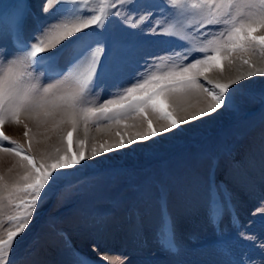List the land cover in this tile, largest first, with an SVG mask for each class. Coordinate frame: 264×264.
Masks as SVG:
<instances>
[{"label":"snow or ice","instance_id":"snow-or-ice-1","mask_svg":"<svg viewBox=\"0 0 264 264\" xmlns=\"http://www.w3.org/2000/svg\"><path fill=\"white\" fill-rule=\"evenodd\" d=\"M11 7L0 24V42L15 49L9 57L0 44V155L13 157L20 171L11 179L0 175V264H13L17 237L28 229L48 189L69 170L231 108L234 86L264 77V0H160L150 6L139 0H44L42 13L51 19L42 27L29 0ZM29 18L40 29L31 41L25 35ZM117 21L140 35L170 39L150 41L158 51L149 53L135 82L100 102L112 50L124 44L123 36L109 29ZM101 121L109 130L116 126V139L89 138L90 126L99 131ZM7 124L23 125L27 147L5 134ZM221 192L210 174V222L234 207ZM257 214H264V205ZM233 223L239 227L238 216ZM156 235L161 247L176 251L166 194L159 200ZM240 235L256 241L254 235ZM103 259L123 264L116 257ZM235 264L253 260L241 256Z\"/></svg>","mask_w":264,"mask_h":264},{"label":"rangeland","instance_id":"rangeland-1","mask_svg":"<svg viewBox=\"0 0 264 264\" xmlns=\"http://www.w3.org/2000/svg\"><path fill=\"white\" fill-rule=\"evenodd\" d=\"M18 2L0 0V24L9 19L11 6ZM43 2L29 0L41 27L51 19L42 13ZM159 2L139 0L142 6ZM109 29L113 35H122L124 44L112 50L100 102L135 82L149 53L158 51L150 41L170 39L140 35L118 21ZM39 30L29 18L25 24L28 40ZM0 44L6 45L9 57L14 54L11 43ZM68 55L61 58V65ZM44 82L52 81L44 78ZM234 87L231 108L186 124L187 129L183 125L172 135L137 142L86 161L76 171L69 170V175L48 189L28 229L17 237L13 264H55L57 256L61 264H108L104 256L116 257L123 264H235L243 256L260 264L264 260L260 247L264 214L253 213L264 205V77ZM106 124L101 121L100 127ZM7 126L14 134L19 128L25 138L22 124ZM89 130L90 139L111 141L102 130L97 135L95 125ZM116 130V126L108 129L112 140ZM3 131L27 147L26 140ZM72 147L75 150L74 144ZM210 174L222 190L221 199L230 196L234 206L226 208L217 222H210L208 216ZM162 194L167 196L175 224L176 251L161 247L157 240ZM119 215H125L124 224ZM233 215L238 216L239 227L234 225ZM85 219L91 220L86 224ZM110 227L119 238L107 245L110 236H99V229ZM241 232L254 235L256 241L244 240ZM47 235L62 238L59 254L46 251Z\"/></svg>","mask_w":264,"mask_h":264},{"label":"bare ground","instance_id":"bare-ground-1","mask_svg":"<svg viewBox=\"0 0 264 264\" xmlns=\"http://www.w3.org/2000/svg\"><path fill=\"white\" fill-rule=\"evenodd\" d=\"M253 78H262V77H260V76H256V77H253ZM261 81V80H260ZM217 117V116H216ZM212 122V121H211ZM10 126H7V125H5L4 126V129H5V131L6 132H8V133H10V135L12 134L13 136L14 135H16V137L20 140V141H22V142H24V140H26L25 138H23L22 136H21V134H20V130H19V128L17 129V128H15L14 130L16 131V134H14V133H12L11 132V130H10V128H9ZM30 127H32L33 128V132H37V129L35 128V126L34 125H32L31 123H30ZM183 127H185V129H187L188 128V126L185 124V126H183ZM101 129L100 130H102V131H104V134H105V136H108V138H110V140L112 141V137H111V135H110V132L108 131V128H106V127H100ZM107 129V130H106ZM96 132H97V135L99 134L98 132L99 131H97L96 130ZM95 133V132H94ZM44 129L43 128H41V129H39V131H38V138L39 139H41V140H43L44 139ZM89 134H90V130H89ZM103 134V135H104ZM172 134H174L173 132L172 133H167V134H164V135H172ZM79 135L80 136H83L84 135V131H83V127L81 128V131H80V133H79ZM98 137V136H97ZM103 137V136H102ZM101 137V138H102ZM107 138V139H108ZM98 139V138H97ZM116 139V138H115ZM171 142V141H170ZM43 146V145H42ZM11 169V171H9ZM20 171V169H18L16 166H15V159L13 158V157H10V156H7V155H0V175H4L5 177H7V178H9V179H11V178H13V177H15L16 176V174L18 173ZM79 218V217H78ZM119 219L122 221V224H124V221H125V219H126V217H125V215L124 216H120L119 215ZM89 220H91V219H89ZM89 220L88 219H85V221H86V224L87 223H89ZM111 228L112 227H110V228H100L99 229V231H100V233H99V236L102 234H107L108 236H110V238H109V240L107 241L108 243H107V245H111V243H115V241H116V239L117 238H119V235H116L115 234V236L111 233ZM107 229V230H106ZM114 241V242H113ZM62 244H63V241H62V238L61 237H59V236H56V235H53V236H48L47 235V238L45 239V243H44V245L47 247L46 248V251L47 252H53V253H57L58 252V254H59V252L61 251V249H62ZM52 252H51V254H52ZM45 253V252H44ZM57 254V255H58ZM49 258H47L46 259V262L45 263H48L49 261H47ZM40 262V261H39ZM54 262H55V264H61L62 262L60 261V259H58V256L56 257V259L54 260ZM37 264H39V263H37Z\"/></svg>","mask_w":264,"mask_h":264}]
</instances>
